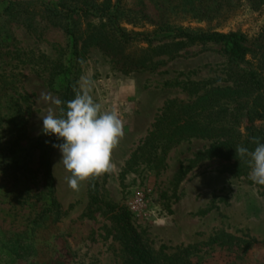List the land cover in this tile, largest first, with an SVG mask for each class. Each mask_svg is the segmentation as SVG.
Here are the masks:
<instances>
[{
  "label": "rangeland",
  "instance_id": "rangeland-1",
  "mask_svg": "<svg viewBox=\"0 0 264 264\" xmlns=\"http://www.w3.org/2000/svg\"><path fill=\"white\" fill-rule=\"evenodd\" d=\"M122 6L136 24L121 26L151 34L150 46L134 41L115 53L107 20L80 16L74 49L37 4L33 14L0 15V264H126L109 214L114 205L129 211L157 254L185 250L193 264H264V186L249 179L248 164L198 160L210 139L183 137L165 149L148 137L167 103H191L212 87L232 85L221 45H181L171 56L164 51L174 48L164 46L179 39L163 29L236 32L252 41L262 33L242 67L264 75V0H122ZM92 34L105 37L109 52L87 45ZM145 57L152 69L125 70L116 61L126 67ZM68 84L74 98L89 88L101 111H117L124 125L95 205L90 180L69 188L70 174L52 146L63 141L42 132L41 117L50 107L60 115L52 101ZM224 107L231 106L221 100ZM256 123L264 129V120Z\"/></svg>",
  "mask_w": 264,
  "mask_h": 264
},
{
  "label": "trees",
  "instance_id": "trees-1",
  "mask_svg": "<svg viewBox=\"0 0 264 264\" xmlns=\"http://www.w3.org/2000/svg\"><path fill=\"white\" fill-rule=\"evenodd\" d=\"M42 8L46 20L60 25L66 35L72 41V47L76 48L78 38V25L75 17H96L106 19L109 23L110 39L117 44L115 53L119 48L129 45L134 41H142L151 44L147 33H134L122 27V23L136 24L132 12L123 8L122 0H0V15L11 19L17 15L33 14L29 8L34 5ZM113 10V11H112ZM164 32H172V38L179 39L174 46L164 51L171 56H177V47L181 45L216 44L223 47L227 58V76L232 81L231 86L212 87L191 103L182 104L169 102L163 108L155 128L149 134V142L159 141L163 148L174 145L183 137L206 138L212 140V144L205 150L198 152V160L219 159L225 161H241L236 156L235 148L238 145L254 149L250 143L252 137H259L264 142V129L256 122L264 120V75L253 68L242 67L246 65V57L254 53L252 45L260 41L262 33L253 41L245 34L230 32L217 33L210 31H191L175 27L163 29ZM103 35H91L88 37V46H98L105 52H109V45L104 41ZM114 54V53H113ZM119 55H114L117 59ZM149 59L139 62L133 60L128 66L119 68L125 70H140L153 68ZM49 77V86L51 79ZM74 88L68 84L58 90L59 110H66V102L74 98ZM221 100L229 102L231 107L219 108ZM155 144V143H153ZM42 164L47 165L45 152L39 156ZM45 159V161H44ZM99 177L90 179L89 193L93 205L98 203ZM109 214L118 232V238L126 258V264H193L187 257L185 250L172 254H157L144 243L141 234L131 221L129 211L122 206H111ZM217 242V240H213Z\"/></svg>",
  "mask_w": 264,
  "mask_h": 264
},
{
  "label": "clouds",
  "instance_id": "clouds-1",
  "mask_svg": "<svg viewBox=\"0 0 264 264\" xmlns=\"http://www.w3.org/2000/svg\"><path fill=\"white\" fill-rule=\"evenodd\" d=\"M89 91V88L76 91L75 98L66 102V110L61 109L60 115L50 107L41 117L43 134L63 141L52 146L61 153L59 164L70 174L67 184L72 190L112 170V151L124 135V125L117 111L102 112L101 105L94 102ZM41 99L47 102L51 97L42 94ZM52 102L63 103L59 99ZM250 143L254 149L238 145L236 156L251 169L249 179L264 186V142L252 137Z\"/></svg>",
  "mask_w": 264,
  "mask_h": 264
},
{
  "label": "built area",
  "instance_id": "built-area-1",
  "mask_svg": "<svg viewBox=\"0 0 264 264\" xmlns=\"http://www.w3.org/2000/svg\"><path fill=\"white\" fill-rule=\"evenodd\" d=\"M138 207V204L137 203H132L131 205H130V208L133 210V209H136Z\"/></svg>",
  "mask_w": 264,
  "mask_h": 264
}]
</instances>
